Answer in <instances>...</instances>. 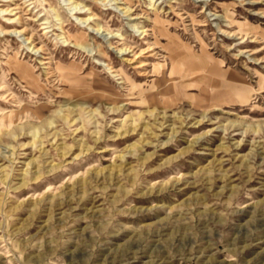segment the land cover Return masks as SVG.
I'll list each match as a JSON object with an SVG mask.
<instances>
[{
	"label": "rangeland",
	"instance_id": "rangeland-1",
	"mask_svg": "<svg viewBox=\"0 0 264 264\" xmlns=\"http://www.w3.org/2000/svg\"><path fill=\"white\" fill-rule=\"evenodd\" d=\"M0 264H264V0H0Z\"/></svg>",
	"mask_w": 264,
	"mask_h": 264
}]
</instances>
